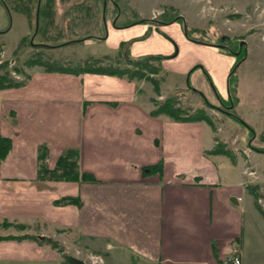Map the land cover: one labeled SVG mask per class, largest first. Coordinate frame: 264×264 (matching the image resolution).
Instances as JSON below:
<instances>
[{
    "label": "crops",
    "instance_id": "obj_1",
    "mask_svg": "<svg viewBox=\"0 0 264 264\" xmlns=\"http://www.w3.org/2000/svg\"><path fill=\"white\" fill-rule=\"evenodd\" d=\"M142 33L112 37L144 41ZM167 44L154 36L133 55ZM196 54L192 48L173 68L197 62ZM173 68L168 73H177ZM144 96L125 78L56 71H37L23 86L0 90V139L11 141L0 161V221L53 224L98 242L99 253L121 249L149 264H234L235 250L241 264H264V211L253 193L257 181L242 178L246 162L240 170L233 159L239 175L224 180L228 163L211 152L218 148L213 130L154 116ZM42 147L50 169L65 151H78L80 170L98 182L39 180ZM158 164L162 175L144 173ZM68 197L80 204L56 205ZM57 260L36 241L0 240V264Z\"/></svg>",
    "mask_w": 264,
    "mask_h": 264
},
{
    "label": "rangeland",
    "instance_id": "obj_2",
    "mask_svg": "<svg viewBox=\"0 0 264 264\" xmlns=\"http://www.w3.org/2000/svg\"><path fill=\"white\" fill-rule=\"evenodd\" d=\"M106 1L104 6L102 0H40L35 34L39 0H0V75L8 70L15 81L26 83L37 71L91 67L87 63L98 64L122 43L133 58L161 57L163 73L153 77L158 79L160 92H155L151 82H137L144 97L150 99L153 110L166 100H173L183 112L204 119L199 122L213 130L215 147L221 153H215L217 148L211 152L218 155L216 160L228 163L221 162L224 180L232 181L239 175L233 159L240 170L244 160L242 178L257 181L253 193L259 209L264 211V0ZM106 25L108 37L101 41L107 35ZM139 29L146 36L144 41H135L131 36L115 41L112 37L113 32ZM154 36L168 41L166 48L133 55L134 46L151 41ZM241 44L245 48L239 55L235 52ZM192 48L200 52L196 54L198 61L182 70L173 68L176 61L187 58ZM171 68L177 73H168ZM231 75L233 100L226 103L223 100L229 101L231 96ZM221 154L226 157H219ZM261 218L264 219L262 215ZM9 221L28 228L0 226V240L29 239L58 254L59 260L39 264H63L64 256L84 264H149L121 249L101 248L99 253L98 242L88 241L76 231H64L40 221ZM46 238L60 246L49 245Z\"/></svg>",
    "mask_w": 264,
    "mask_h": 264
},
{
    "label": "trees",
    "instance_id": "obj_3",
    "mask_svg": "<svg viewBox=\"0 0 264 264\" xmlns=\"http://www.w3.org/2000/svg\"><path fill=\"white\" fill-rule=\"evenodd\" d=\"M187 31V30H186ZM188 34V32H187ZM189 36V34L187 35ZM102 39L101 41H103ZM82 41V40H81ZM79 42V41H74ZM0 47V53H2ZM230 51V50H229ZM161 57H140L133 58L129 55L125 43H122L120 48L114 54H107L103 56L102 60H98V64L93 62L91 67L85 66L78 68L74 71L61 70V69H47V71H56L61 73H68L74 75H80L85 73H94V74H104L109 76H116L120 78H125L130 81L140 82L147 81L154 84L155 92H160L159 83L157 82L154 76H158L163 73V68L160 61ZM7 69V68H5ZM160 81V80H159ZM24 82L15 81L11 78L9 71L5 70V74L0 75V90L12 89L23 86ZM189 87V86H188ZM232 75L229 78V92L231 94L229 101H224L230 103L233 100L232 96ZM197 92V91H194ZM198 93V92H197ZM232 102V101H231ZM152 114L154 116H164L174 122H183V123H192L204 121V119H199V116H190V114L185 113L182 109L177 107V103L173 100H166L164 103L157 106V110H153ZM199 115V113H198ZM11 150V141L6 138L0 139V161L3 160ZM219 151V152H218ZM215 153H221L217 148ZM47 150L45 147H42L39 153V172L38 178L42 181H64V182H80V183H97L98 181L92 174L82 172L79 165V153L76 150H67L65 151L59 161L57 166L54 169H50L47 165ZM145 174H159L163 173V165L158 164L156 166L146 167L144 169ZM59 205L62 204H80L78 198H64L56 202ZM0 226L4 229H26L28 226L25 224H19L16 222H10L9 220L0 222ZM30 235V234H25ZM31 236V235H30ZM22 238V235L19 236ZM17 239H20V238ZM6 238L16 239L14 236H7ZM49 245H52L55 248H58L60 245L52 239L45 240ZM63 264H84L81 260L72 258L70 256H64Z\"/></svg>",
    "mask_w": 264,
    "mask_h": 264
},
{
    "label": "built area",
    "instance_id": "obj_4",
    "mask_svg": "<svg viewBox=\"0 0 264 264\" xmlns=\"http://www.w3.org/2000/svg\"><path fill=\"white\" fill-rule=\"evenodd\" d=\"M231 261H232L234 264H241V260H240L239 253H238L237 250H235V251L233 252V257H232Z\"/></svg>",
    "mask_w": 264,
    "mask_h": 264
},
{
    "label": "water",
    "instance_id": "obj_5",
    "mask_svg": "<svg viewBox=\"0 0 264 264\" xmlns=\"http://www.w3.org/2000/svg\"><path fill=\"white\" fill-rule=\"evenodd\" d=\"M104 6H105V4H104ZM39 7H40V0H39V2H38V7H37V26H36V30H35V34L37 33V31H38V26H39V23H38V16H39ZM185 32H186V27H185ZM80 41V40H79ZM245 44V42H242V44ZM241 44V45H242ZM221 48H223L222 46H220Z\"/></svg>",
    "mask_w": 264,
    "mask_h": 264
},
{
    "label": "flooded vegetation",
    "instance_id": "obj_6",
    "mask_svg": "<svg viewBox=\"0 0 264 264\" xmlns=\"http://www.w3.org/2000/svg\"><path fill=\"white\" fill-rule=\"evenodd\" d=\"M104 2V4L106 3L107 4V1L106 0H102V3ZM117 11H118V9H117ZM223 48H225V49H228L229 50V48H226V46L225 45H221ZM225 46V47H224ZM243 46V47H242ZM241 48H242V50H243V48H245V46L244 45H241V46H239L238 47V50L235 52L236 54L237 53H239V55L241 54ZM244 52V51H243ZM227 108V107H226Z\"/></svg>",
    "mask_w": 264,
    "mask_h": 264
}]
</instances>
